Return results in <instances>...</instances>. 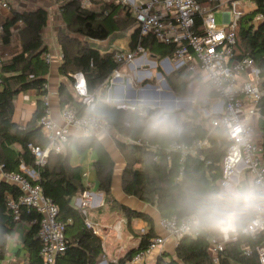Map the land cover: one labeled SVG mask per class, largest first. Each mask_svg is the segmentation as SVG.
<instances>
[{
  "label": "trees",
  "instance_id": "1",
  "mask_svg": "<svg viewBox=\"0 0 264 264\" xmlns=\"http://www.w3.org/2000/svg\"><path fill=\"white\" fill-rule=\"evenodd\" d=\"M61 1V16L66 26L59 30L58 43L61 48L62 61L58 73L65 76L72 85L74 74L81 73L85 79L86 90L94 97V108L91 110L80 99L74 96L69 87L60 83L58 88L61 108H75L79 114L94 113L104 117L107 124L120 133L126 141L116 139V144L125 157L122 174V189L127 195L154 206L161 217L170 215L184 216V202L192 190L211 187L218 183L222 175V160L229 144L223 129H209L200 122L182 127V133L174 139L147 136L144 132L142 115L136 111L116 108L104 99L96 97L99 86L121 65L113 60V51L100 52L85 39H106L117 28L125 29L133 24L128 11L123 10L116 2L103 7V12L82 8L74 0ZM252 9L244 11L236 28V58L250 57L258 69V86L262 91L258 105V130L264 133V0H248ZM119 9V17L111 16ZM71 13L69 20L64 16ZM106 13V14H104ZM111 18V20H110ZM110 20L108 24L105 20ZM21 25L17 27V22ZM47 12L38 7L30 11L16 12L0 22V45L10 44L13 29L16 28L20 47L4 59L0 65V167L3 173L19 172L38 185L42 193L57 206V219L64 226L66 248L58 256L57 264H96L102 254L101 239L86 227V216L79 208L71 204L72 197L84 191L79 167L69 163L68 145L63 152L50 153L44 164L35 163L31 146L46 148L47 140L43 136L40 120L47 112L45 98L47 95V79L49 64L43 55L48 48L42 37V29L46 26ZM199 25V20H196ZM81 37V38H80ZM137 41V31L130 35L129 49H133ZM143 45L159 58H171L173 45L143 40ZM184 67L179 68L173 79L166 78L172 92L177 96L194 97L190 88L192 81L199 80V75H191ZM35 93V109L24 125L13 121L14 98L26 91ZM213 92L211 91V94ZM148 113L152 110L145 107ZM196 119L198 113H186ZM211 116V115H210ZM202 118L208 121L209 117ZM201 120V121H202ZM205 139L208 146L200 149L195 155H186L179 162V153L167 151L172 141L190 143L193 139ZM70 140V138H69ZM76 151L82 153L88 149L97 153L93 168L98 180V189L105 199L114 202L111 196L113 160L100 141L93 135L74 140ZM170 157V161L167 160ZM264 157V155H263ZM22 166L29 167L36 177H31ZM247 179V175H244ZM18 194L15 185L7 180H0V264H43L39 255L40 240L38 227L30 225L26 230L22 245V261L18 263L4 262L8 252L7 239L15 230L18 222L28 221L33 215L22 211L20 220H15L12 211L6 204L5 195ZM125 212L128 220L140 218L146 221L148 229L141 235L136 247L128 250L122 257L108 264H134L131 260L147 249L151 239L156 236L154 223L145 213L133 211L118 205ZM128 224V221H127ZM218 235L217 232L194 228L192 234L177 241L174 256L158 258L157 264H259L255 247L264 242L262 233L254 237L239 235L235 241L229 242L213 262L207 253L209 240ZM248 248L247 255L242 248ZM16 252V253H18Z\"/></svg>",
  "mask_w": 264,
  "mask_h": 264
},
{
  "label": "built area",
  "instance_id": "2",
  "mask_svg": "<svg viewBox=\"0 0 264 264\" xmlns=\"http://www.w3.org/2000/svg\"><path fill=\"white\" fill-rule=\"evenodd\" d=\"M82 8L92 10L91 0H74ZM105 4L116 2L128 11L133 19L132 32L137 31V41L133 49L127 51H113V60L119 65L131 64L138 57L146 55L148 47L143 45V40L151 38L156 42L173 45V55L170 58L176 67H184L193 75L200 74L211 91L221 101V111L210 116L207 123L210 130L223 129L229 144L222 160V175L219 181L230 175H239L248 179L264 178V133L260 137L254 135V120H258V105L262 91L258 86V69L250 57L236 58L234 48L236 44V28L244 12L238 0H103ZM223 5L227 9H223ZM221 13L222 23L218 25L215 13ZM12 16V7L9 0H0V22ZM199 20V25H196ZM21 22L18 21L16 25ZM1 31V26H0ZM9 52L0 50V65L9 57ZM47 63L51 57L48 53L43 55ZM246 74L249 79L239 82L238 78ZM121 74L115 69L110 76L119 77ZM108 77V80L111 77ZM74 95L89 109L94 108V97L86 90V83L81 73L74 74ZM113 102L116 108L136 111L142 115V122L149 113L145 107L136 103ZM45 104L47 100L45 98ZM151 108V107H147ZM152 109V108H151ZM239 122L243 126L242 143H237L227 134V124ZM181 129L183 125L177 123ZM43 136L47 140L46 148L29 146L36 164L45 163L50 153H60L66 148L71 130H79L84 134L92 130L114 129L107 124L104 117L94 113L79 114L75 108L65 106L61 111V124L54 121L48 110L40 120ZM205 139H193L190 143L172 141L167 146V151L179 153V162L186 155H195L207 147ZM170 161V157H167ZM25 170L31 177L36 174ZM5 180L16 186L18 194L14 197L6 193L5 199L8 208L12 211L15 220H20L22 211L32 213L33 217L26 221L28 226L36 224L37 236L40 240L39 255L43 264H57V258L66 248L64 226L57 219L58 208L56 204L46 197L40 187L31 183L28 176L19 172L3 174ZM218 181V182H219ZM91 197L87 191H82L80 203L77 208L87 216ZM87 228L95 233L96 229L87 217ZM158 226L165 232L164 235L153 237L143 252L137 253L131 260L138 262L144 256L154 251H161L168 238L180 240L192 234L194 228L186 226L185 217L170 215L161 217ZM264 235V228L241 232L225 239L222 235L212 237L207 245V253L213 262H217L225 246L241 235L254 237L256 234ZM249 255L250 250L244 248ZM259 264H264V242L255 247ZM102 264V262H96Z\"/></svg>",
  "mask_w": 264,
  "mask_h": 264
},
{
  "label": "crops",
  "instance_id": "3",
  "mask_svg": "<svg viewBox=\"0 0 264 264\" xmlns=\"http://www.w3.org/2000/svg\"><path fill=\"white\" fill-rule=\"evenodd\" d=\"M39 3L40 4L38 5V7L45 9L47 12V22L46 26L42 29V37L48 48L47 53L51 57V60L48 63V73L46 75V100L48 104L47 110L50 117L58 124H61L62 108L60 106L58 95L59 84H66L69 89L73 91V84L71 85L65 76H62L58 73V66L62 61L61 48L58 43V32L59 30L64 29L66 24L61 16V1L40 0ZM103 4L104 6L107 5L105 4V2H103ZM240 5L244 8V11H248L253 7L252 3L249 1H247L246 5ZM111 17L118 18L119 9ZM132 31L133 30L131 24L125 29L117 28L116 30L111 32L106 39H85V41H87L92 47L96 48L102 53L115 50L127 51L129 50V40ZM10 46L11 42L5 47L8 48ZM19 47L20 43H18V45L15 47L13 53L17 52L19 50ZM148 52L153 56H156L151 51ZM139 58L142 57H138L133 63H131L130 66H136L141 62H144V60L141 61L139 60ZM165 58L168 59V57ZM243 75H241V77ZM106 87H108L107 90L98 88L96 92V97L98 99H104L107 102V100L110 101V99H112L113 97L115 102L132 103V96L130 97L131 91H129L127 88L126 90L120 88V94H115L114 92L116 91V88H119L118 86L111 85L110 87V85L106 84ZM111 88H113V90ZM211 95L212 97L208 101H206V105L204 106L201 118H205L206 115H216L221 111V101L216 97L214 93H212ZM142 101H145V99H142ZM156 101L159 104L161 103V101H165V105L171 102L170 100H162L160 98H158ZM174 103L175 106L180 108L179 110L162 111L151 109L152 112L149 113V116L156 112H165L176 123H181V125L183 126L193 124L191 123L192 121H194V123L200 121V123L202 124V121L198 117L196 119H191L190 117L186 116V112L184 113V110H182L181 104H179L180 102L178 100H175ZM34 109V91L29 90L26 92L19 93L14 98V112L12 116L13 121L17 124L24 125L26 121L29 120V118L31 117ZM257 121L258 120H254L253 127H255L259 133L260 131L258 130ZM205 122L206 124H208L207 121ZM205 127H208V125H205ZM87 135H93L94 137H96L113 160L111 196L114 202L107 201L105 199L104 194L98 189V180L96 177L95 170L93 168V163L97 158L96 151L91 149H88L82 153H78L76 151L74 140L76 138ZM116 139L126 141V139L115 129L92 130L87 134H84L82 131L79 130H71L68 145L69 163L72 166L79 167L82 185L84 187V190L87 191L91 197V203L87 209L86 217L92 224H94L96 229L95 234L101 239L102 254L97 262H102V264L114 262L119 257H122L128 250L136 247L139 243L141 235H143L148 229L146 221L140 218H130L128 220L127 216L125 215V212H123L118 207V205L125 206L133 211L147 214L154 223V230L156 235L165 234V232L158 226V222L161 216L159 215L156 208L149 204H145L139 201L137 198L127 195L123 192L122 174L126 161L123 153L120 151L119 147L116 144ZM24 169L32 173V170L29 167H25ZM3 174L4 173L2 172L0 167V180H5ZM80 198L81 193L72 197L71 204L77 208L80 203ZM28 228L29 226L26 221L20 222L19 225L15 226L14 232L7 239L8 252L4 262L16 263V261H22L20 260L23 256L22 251L18 252V249L22 245L24 234ZM176 243V240L168 238L161 251L151 252L150 254L144 256L143 258H141V260L134 264H157L158 258L161 255H164V259L167 260L169 257L174 256ZM12 260H15V262H13ZM162 264L170 263L164 262Z\"/></svg>",
  "mask_w": 264,
  "mask_h": 264
},
{
  "label": "clouds",
  "instance_id": "4",
  "mask_svg": "<svg viewBox=\"0 0 264 264\" xmlns=\"http://www.w3.org/2000/svg\"><path fill=\"white\" fill-rule=\"evenodd\" d=\"M227 134L242 143L243 126L227 124ZM144 132L150 137L174 139L181 127L165 112H156L144 121ZM186 226L214 231L225 239L241 232L264 228V178L244 179L230 175L211 187L188 193L184 202Z\"/></svg>",
  "mask_w": 264,
  "mask_h": 264
},
{
  "label": "rangeland",
  "instance_id": "5",
  "mask_svg": "<svg viewBox=\"0 0 264 264\" xmlns=\"http://www.w3.org/2000/svg\"><path fill=\"white\" fill-rule=\"evenodd\" d=\"M40 0H9L10 5L12 7L13 10H15L16 12H22V11H29L32 9H35L38 7V5ZM240 2V4L242 5H246L248 0H238ZM93 6H92V10H95L97 12H103V0H91ZM223 9H227L226 5H223ZM71 17V13H67V15L64 16L65 19L69 20V18ZM215 19H216V23L218 25H220L222 23V18H221V13L216 12L215 13ZM111 20V18H110ZM110 20H105V23L108 24L110 22ZM21 25V23L19 25H17V27H19ZM16 27V28H17ZM16 28L13 29L12 32V37H11V46L6 48L0 45V50H7L9 52V54H12L15 47L18 45L19 43V37H18V32L16 30ZM65 30V29H62ZM81 38V37H80ZM119 49V48H116ZM142 58H139V60H144V62L138 64V65H134V66H130L131 64H122L119 67V72H120V76L119 77H111L108 80H105L99 87L102 89H106L108 87H106L107 85H116L119 88H116V91L114 92L115 94H120V88H123L126 90V88L129 91H134L135 92V98L136 99H140L141 102H135L138 106H141V104H148L149 106H154V102H150V100H154L152 94H150V91H145L142 92V96L139 98V90L146 84L151 85V86H155L159 93L160 92H167L168 89L163 85L162 80L168 78L173 79L175 77V73L176 71L181 68V67H176L173 65V61L168 58V61H162V59L164 58H159L158 56H153L152 54H150L149 52H146L145 56H141ZM185 71H188L186 68L184 69ZM191 75H193L192 72H190ZM199 75L200 78L197 81H192L190 84V88L192 90V92L194 93V97L193 100L191 102V106H188V104H185L182 107V110H184V113H191L192 111H195L198 113V118L200 120H202L201 116H202V112L204 110V106L206 105V101H208L212 95H211V88L204 82L203 78L201 77L200 74H196ZM243 75V74H242ZM249 79V76L247 75H243L242 77L240 76L238 78L239 82L242 81H246ZM113 90V88H111ZM110 89V90H111ZM149 90V89H147ZM170 91L171 88H170ZM97 92V91H96ZM112 92V94H113ZM124 93V92H123ZM132 95H130L131 97ZM145 96L147 98H145ZM160 94H159V97ZM142 99H148L145 100L144 102L142 101ZM163 99H167V98H163ZM112 101H114V98L112 97ZM107 103L113 105V102H110L107 100ZM152 108V107H151ZM150 108V109H151ZM153 110H166V105L165 104H159L158 106L152 108ZM180 108L177 107L176 110H179ZM185 116V115H184ZM208 115H206L207 117ZM186 117V116H185ZM200 122V121H199ZM191 123H194V121H192ZM202 125H208L206 124L205 121L202 120ZM254 135L256 138L260 137V133H258L257 129L254 127ZM248 179V178H247ZM20 222L17 223V225H19ZM22 260V259H20ZM13 262H15V260H12ZM16 263H18V261H16Z\"/></svg>",
  "mask_w": 264,
  "mask_h": 264
},
{
  "label": "water",
  "instance_id": "6",
  "mask_svg": "<svg viewBox=\"0 0 264 264\" xmlns=\"http://www.w3.org/2000/svg\"><path fill=\"white\" fill-rule=\"evenodd\" d=\"M168 59L167 58H164L162 59V61H167ZM162 83L163 85L168 89L167 92H160L158 91V89L155 87V86H151V85H144L140 90H139V98L142 96V92H145V91H150V94H152L153 97L151 98H154V100H150V102H154V106H149L148 104H142L141 107H156L158 106V102L156 101L159 97V94H160V97L161 99L163 100V98H167V100H170L171 102L167 103L166 105V108L168 111H172V110H176L177 106H175V103L174 101L175 100H178L181 104V108L185 105V104H188V106H191V102L193 100L192 97H186V96H177L175 95L172 91H170V86L169 84L167 83V81L165 79L162 80ZM149 89V90H147ZM131 95H132V103H135V102H141L140 99H136L135 98V92L134 91H131ZM145 98H147L145 96ZM138 100V101H137ZM145 100H148V99H145ZM144 102V101H143ZM165 101H161L160 104H164Z\"/></svg>",
  "mask_w": 264,
  "mask_h": 264
}]
</instances>
